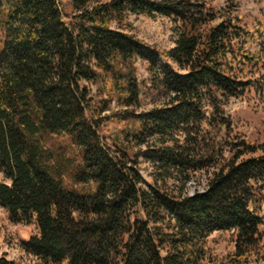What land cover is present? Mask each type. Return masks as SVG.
Segmentation results:
<instances>
[{"label":"trees","instance_id":"16d2710c","mask_svg":"<svg viewBox=\"0 0 264 264\" xmlns=\"http://www.w3.org/2000/svg\"><path fill=\"white\" fill-rule=\"evenodd\" d=\"M69 4L0 0V208L33 227L30 264H264V141L234 125L264 90V21H244L245 0ZM128 15L170 20L172 47L125 30ZM45 136L75 147L79 189Z\"/></svg>","mask_w":264,"mask_h":264},{"label":"rangeland","instance_id":"374dc122","mask_svg":"<svg viewBox=\"0 0 264 264\" xmlns=\"http://www.w3.org/2000/svg\"><path fill=\"white\" fill-rule=\"evenodd\" d=\"M246 7L243 11L244 21L250 26L255 24L256 19L264 21V0H245ZM63 9L66 13L71 12L69 0H62ZM258 9L261 11L258 12ZM122 25L125 30L134 34L138 39L143 42L153 45L158 50H167L172 47L174 38V26L168 19L162 17H148L144 15H128L123 21ZM136 76L143 86L146 82L148 74L146 66L141 61L135 62ZM105 84L101 82L91 85L90 91L93 103L98 105L101 100L107 98V90ZM111 109H115L114 104H110ZM144 108V105H143ZM103 113L101 116H106ZM235 131L244 139L252 142L264 141V90L262 92L250 91L246 95V102L244 106L234 113ZM124 124L117 123L116 121L108 122L102 128L103 136L109 138L113 130L122 129ZM45 149L51 151L55 159L60 164H65L64 174L62 177L63 183L66 187L79 189L74 186L70 179V163L76 156V149L67 138H54L45 136L43 139ZM68 162V163H67ZM141 175L150 181L148 174L150 167L148 164L141 162L139 165ZM198 188L203 186V178L198 176ZM2 177L0 175V181ZM193 185V184H192ZM34 233L32 226L23 224H12L7 220L6 215L0 208V257H4L8 261H13L17 264H30L32 258L27 256L21 249L20 244L26 241L30 235Z\"/></svg>","mask_w":264,"mask_h":264}]
</instances>
